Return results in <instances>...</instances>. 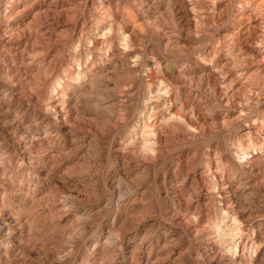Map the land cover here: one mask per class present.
<instances>
[{
    "label": "rangeland",
    "instance_id": "374dc122",
    "mask_svg": "<svg viewBox=\"0 0 264 264\" xmlns=\"http://www.w3.org/2000/svg\"><path fill=\"white\" fill-rule=\"evenodd\" d=\"M0 264H264V0H0Z\"/></svg>",
    "mask_w": 264,
    "mask_h": 264
}]
</instances>
